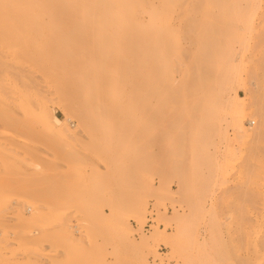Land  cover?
<instances>
[{"label": "rangeland", "instance_id": "obj_1", "mask_svg": "<svg viewBox=\"0 0 264 264\" xmlns=\"http://www.w3.org/2000/svg\"><path fill=\"white\" fill-rule=\"evenodd\" d=\"M260 11L241 64L172 14L177 53L86 104L52 91L47 20L0 15V264H264Z\"/></svg>", "mask_w": 264, "mask_h": 264}, {"label": "bare ground", "instance_id": "obj_2", "mask_svg": "<svg viewBox=\"0 0 264 264\" xmlns=\"http://www.w3.org/2000/svg\"><path fill=\"white\" fill-rule=\"evenodd\" d=\"M262 4L264 0H0V15L22 21L47 20L52 91L67 102L86 104L96 94L91 90L94 86L108 83L109 94L120 96L121 85L139 84L137 73L142 71L149 41L160 49V59H171L177 53L178 44L171 45L177 35L170 24L172 14L183 21L191 20L190 13L200 14L197 32L202 42L197 49L217 46L227 55L235 53L241 64L246 50L244 36L255 17L253 10ZM260 14L264 16V11ZM261 15L260 22L264 23ZM141 16H145V22ZM47 118L48 129L61 127V121L53 115ZM81 123L87 126L85 121ZM239 131L245 133L242 126ZM40 216L36 211L28 220ZM26 221L18 218L13 227L21 228ZM159 234L155 227L149 238L155 240Z\"/></svg>", "mask_w": 264, "mask_h": 264}]
</instances>
